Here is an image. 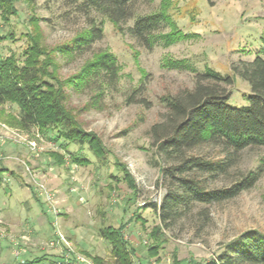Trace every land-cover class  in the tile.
I'll return each instance as SVG.
<instances>
[{"label":"rangeland","instance_id":"1","mask_svg":"<svg viewBox=\"0 0 264 264\" xmlns=\"http://www.w3.org/2000/svg\"><path fill=\"white\" fill-rule=\"evenodd\" d=\"M76 3L15 0L16 14L8 22L0 18V36L12 33L0 40V56L14 54L21 60L28 44L26 33L39 35L47 49L70 40L86 25ZM159 4L160 0H140L138 12L158 10ZM170 6L167 13L185 37L169 45L159 39L151 48L139 45L107 18L96 15L103 22L100 40L81 55H55L61 79L77 72L92 53L109 51L116 57L117 83L105 91L98 106L85 105L93 92L65 87L66 106L84 129L100 138L106 160L99 162L86 146L79 149L70 143V152L79 151L88 159L87 164L72 163L60 146L61 139L52 141L34 127L8 124L6 119L16 116L18 108L10 103L0 106V168L8 169L0 183V264H79L77 255L114 264L110 244L99 235L106 225H124L121 233L134 264H206L240 233L264 232V148L251 147L236 153L228 174L219 176L213 185H228L240 173L262 167L257 182L230 200L208 206L210 220L204 226H199L192 212L162 228L158 253L147 252L153 243L149 232L159 225L148 203H158L165 193L158 182L159 168L152 163L147 131L163 118L161 97L191 88L195 75L168 68L164 62L185 59L198 72L208 67L227 74L233 64L251 60L264 40V0H171ZM170 28L166 24L161 32ZM141 84V93H134ZM229 89L230 106L248 104L246 80L234 76ZM132 94L135 100L127 101ZM140 95L150 103L148 108L134 102ZM198 151L217 159L225 156L210 145ZM50 153L60 154L63 162L57 163ZM121 165L132 176L134 190L123 178Z\"/></svg>","mask_w":264,"mask_h":264},{"label":"trees","instance_id":"2","mask_svg":"<svg viewBox=\"0 0 264 264\" xmlns=\"http://www.w3.org/2000/svg\"><path fill=\"white\" fill-rule=\"evenodd\" d=\"M85 19V27L67 42L45 48L39 35L26 33L28 44L18 59L14 54L0 56V106L10 103L18 108L16 116L11 115L6 122L21 129L36 128L42 135L60 146L76 164H87L88 159L79 151L70 152L67 144H76L79 149L86 146L99 162L106 160L105 148L93 131L84 129L76 116L65 103L66 86L93 92L86 107L98 106L105 91L114 88L119 66L116 57L109 51H98L85 60L79 70L61 79L55 55H81L103 36L102 19L107 18L121 33H127L137 44L151 48L159 39L169 45L181 38L184 33L172 22L167 13L171 0H160L159 9L138 12L140 0H72ZM15 0H0V18L8 22L16 14ZM130 24H127L130 22ZM169 24L170 31L161 32ZM12 33L0 36L6 39ZM164 65L171 69L189 70L195 73L191 88H182L173 94L161 97L165 111L163 118L154 122L147 133L153 153L152 163L159 168V184L165 193L161 200L149 202L157 214L159 225L152 227L149 236V255H156L163 241L162 228H169L179 219L192 215L206 225L209 220L208 206L230 200L242 191L250 189L259 179L261 168L250 170L224 186H214V181L228 174L230 161L234 155L246 148H264V40L257 54L248 61L233 64L231 72L221 74L205 67L198 72L194 65L185 59H166ZM240 76L250 86L248 104L233 107L228 104L234 76ZM142 84L134 93H141ZM135 94L127 101L133 102ZM148 108L150 103L140 95L137 101ZM1 110V107H0ZM202 145L218 147L225 155L217 159L202 154ZM57 163H62L61 155L50 153ZM123 178L134 190L135 184L127 169L121 165ZM0 168V183L3 171ZM11 172V171H9ZM124 225L103 226L99 235L111 246L114 264H134L132 251L123 239ZM93 260L102 264L100 258ZM36 260H32L35 262ZM206 264H264V232L249 229L229 242L225 249Z\"/></svg>","mask_w":264,"mask_h":264},{"label":"built area","instance_id":"3","mask_svg":"<svg viewBox=\"0 0 264 264\" xmlns=\"http://www.w3.org/2000/svg\"><path fill=\"white\" fill-rule=\"evenodd\" d=\"M76 260L79 264H96L92 259L83 255H77Z\"/></svg>","mask_w":264,"mask_h":264},{"label":"crops","instance_id":"4","mask_svg":"<svg viewBox=\"0 0 264 264\" xmlns=\"http://www.w3.org/2000/svg\"><path fill=\"white\" fill-rule=\"evenodd\" d=\"M0 149H2V148H1V145H0Z\"/></svg>","mask_w":264,"mask_h":264}]
</instances>
